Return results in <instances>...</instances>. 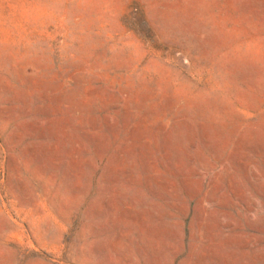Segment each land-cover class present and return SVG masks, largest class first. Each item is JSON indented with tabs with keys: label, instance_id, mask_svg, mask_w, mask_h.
Wrapping results in <instances>:
<instances>
[{
	"label": "rangeland",
	"instance_id": "obj_1",
	"mask_svg": "<svg viewBox=\"0 0 264 264\" xmlns=\"http://www.w3.org/2000/svg\"><path fill=\"white\" fill-rule=\"evenodd\" d=\"M0 264H264V0H0Z\"/></svg>",
	"mask_w": 264,
	"mask_h": 264
}]
</instances>
